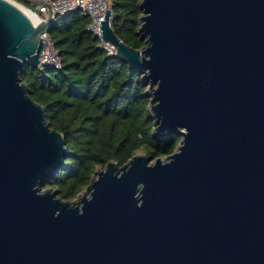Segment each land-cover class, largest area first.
<instances>
[{
    "label": "water",
    "instance_id": "water-1",
    "mask_svg": "<svg viewBox=\"0 0 264 264\" xmlns=\"http://www.w3.org/2000/svg\"><path fill=\"white\" fill-rule=\"evenodd\" d=\"M144 47L101 38L149 82L155 134L176 150L96 171L78 201L44 181L62 132L21 81L41 34L0 0V264H264V0H141Z\"/></svg>",
    "mask_w": 264,
    "mask_h": 264
},
{
    "label": "trees",
    "instance_id": "trees-1",
    "mask_svg": "<svg viewBox=\"0 0 264 264\" xmlns=\"http://www.w3.org/2000/svg\"><path fill=\"white\" fill-rule=\"evenodd\" d=\"M140 1L110 0L114 31L136 49L145 43L139 34ZM88 22L80 10L58 17L49 35L62 68L25 64L21 72L31 98L45 107L51 128L64 135V164L43 187L58 190L65 200L77 197L108 162L123 165L139 151L155 160L174 152L181 141L178 132L167 138L155 134L149 82L101 48Z\"/></svg>",
    "mask_w": 264,
    "mask_h": 264
},
{
    "label": "built area",
    "instance_id": "built-area-1",
    "mask_svg": "<svg viewBox=\"0 0 264 264\" xmlns=\"http://www.w3.org/2000/svg\"><path fill=\"white\" fill-rule=\"evenodd\" d=\"M21 7L36 23L49 21V13L52 11V22L58 17L64 16L74 10L89 17L88 30L92 31L100 38L99 46L108 51L109 55L116 53L115 47L106 43L101 38V22L104 19L107 9L111 8L110 0H10ZM44 42L43 50L40 54V69L52 66L57 69L62 68L60 56L55 48V44L49 35V31L41 34Z\"/></svg>",
    "mask_w": 264,
    "mask_h": 264
},
{
    "label": "rangeland",
    "instance_id": "rangeland-1",
    "mask_svg": "<svg viewBox=\"0 0 264 264\" xmlns=\"http://www.w3.org/2000/svg\"><path fill=\"white\" fill-rule=\"evenodd\" d=\"M149 107H150V105H149ZM181 139H182V136H181ZM138 153H140V154H143L144 152L143 151H139ZM144 154H146V153H144ZM166 156H162V158H165ZM154 161V160H153ZM101 168H98L97 170H100ZM98 175L96 174V172H95V174L93 175V177H97ZM86 191V188L82 191V192H80L79 194H78V196L77 197H75L74 199H72L73 201H78L79 200V198H81V196H83V194H84V192Z\"/></svg>",
    "mask_w": 264,
    "mask_h": 264
}]
</instances>
